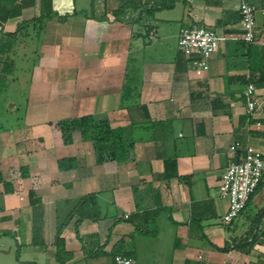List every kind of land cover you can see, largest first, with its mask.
<instances>
[{
    "label": "crops",
    "instance_id": "0c3cea01",
    "mask_svg": "<svg viewBox=\"0 0 264 264\" xmlns=\"http://www.w3.org/2000/svg\"><path fill=\"white\" fill-rule=\"evenodd\" d=\"M252 2L249 43L240 37L239 0H0V36L48 8L57 13L18 47L37 55L28 122L0 131V171L13 187L5 192L0 183V230L10 231L17 261L58 264L53 240L65 222L66 264H114L117 253L138 264H264L263 235L250 252L234 246L264 208V183L230 223L219 193L226 166L243 155L230 150L234 141L264 155V0ZM194 25L224 37L201 73L178 46L181 27ZM130 56L137 94L120 106ZM249 82L259 102L252 116ZM88 113L127 129L133 145L124 161L97 162L78 131L63 142L56 121ZM65 156H76V167L60 170ZM30 189L40 202H30ZM85 194L94 204L77 208ZM258 225L264 231V216Z\"/></svg>",
    "mask_w": 264,
    "mask_h": 264
},
{
    "label": "trees",
    "instance_id": "16d2710c",
    "mask_svg": "<svg viewBox=\"0 0 264 264\" xmlns=\"http://www.w3.org/2000/svg\"><path fill=\"white\" fill-rule=\"evenodd\" d=\"M132 5L131 8L136 11L138 6H136L133 1L130 2ZM125 5L117 8L113 11L116 18H119V13L126 10ZM142 12H145L142 9ZM154 12V10H152ZM57 15V13L52 9L44 10L39 16L23 20L17 25L16 30L13 32H2L0 36V108L2 104H5V101L2 102V95L4 89L7 87L8 80L14 72L15 61L17 59L18 47L21 44L26 43L30 40H35L39 36L40 31L45 25V20L49 17ZM59 19L64 20L65 16H58ZM139 14L136 13L132 15L131 21H137ZM31 27V29H29ZM150 29L149 24L145 25V32H148ZM27 38H30L29 40ZM22 55V54H21ZM26 56V55H25ZM37 57V55H36ZM136 58L130 56L127 61L126 79L122 88L120 106H123V101L130 99L137 94V76L131 71L129 74V69L131 66L135 65ZM56 126L58 127L62 140L65 144L72 142L73 133L78 131L83 140H91L93 144V149L95 153V158L97 162L105 161H124L130 148L133 145V140L129 138L127 129L124 126H112L109 118L107 117H97L94 114L88 113L81 116L75 117H64L56 121ZM5 129V126L0 121V131ZM78 158L76 156H65L57 158V166L60 170H68L76 167ZM21 176H27V167H20ZM0 183L3 186L5 192L13 191L11 180H6L3 178L0 171ZM264 183V177L258 183L253 193L250 196V199L246 203L245 209L249 202L251 201L253 195L257 189ZM28 197L32 204L40 202L39 197L36 195L33 189H30L28 192ZM87 202H95L94 194H85L80 197L77 208L81 205L86 204ZM80 205V206H79ZM80 209V208H79ZM242 209V211H243ZM89 213H82L81 217L89 216ZM264 216V208H261L257 214H255L254 223L251 225L249 233L244 237L238 239L235 242V247H237L242 252H250L254 247L255 243L258 241H263L259 238L260 235L264 236V231L256 230L259 227L258 224L261 223V220ZM65 222L60 223L56 227L55 236L53 244L55 245V257L58 264H66L67 261L71 258V252L66 249L65 239L62 236V230L64 228ZM77 229V228H76ZM219 248V247H217ZM219 249H223L219 248ZM16 258L19 259V250L15 251ZM28 264H39L33 261L27 262Z\"/></svg>",
    "mask_w": 264,
    "mask_h": 264
},
{
    "label": "built area",
    "instance_id": "2783aa9c",
    "mask_svg": "<svg viewBox=\"0 0 264 264\" xmlns=\"http://www.w3.org/2000/svg\"><path fill=\"white\" fill-rule=\"evenodd\" d=\"M239 15L242 32L240 37L245 42L255 40V8L252 0H239ZM215 30L205 26L181 27L178 37L180 50L192 60L196 71L201 73L208 59L218 49L223 39ZM246 113L252 116L259 106L256 87L249 82L244 91ZM242 148L243 155L228 163L225 168L219 193L228 200L223 221L230 223L245 207L251 194L264 177L263 152L249 142L244 145L236 140L230 145L231 151ZM114 264H138L130 255L117 253L113 257Z\"/></svg>",
    "mask_w": 264,
    "mask_h": 264
},
{
    "label": "rangeland",
    "instance_id": "374dc122",
    "mask_svg": "<svg viewBox=\"0 0 264 264\" xmlns=\"http://www.w3.org/2000/svg\"><path fill=\"white\" fill-rule=\"evenodd\" d=\"M15 68L13 74L8 80L7 87L2 95L3 100H9L0 108V121L5 128H14L22 130L28 122L26 111L31 105L30 96V76L33 60H36L34 55H21L17 53ZM33 59V60H32ZM14 104V105H13ZM11 107L9 108V106ZM14 106V107H13ZM91 142V140H85ZM3 205L2 195L0 194V207ZM251 211H255V206H250ZM255 218V216H254ZM11 236L9 230H0V264H25L17 261L15 255V246L11 248Z\"/></svg>",
    "mask_w": 264,
    "mask_h": 264
}]
</instances>
